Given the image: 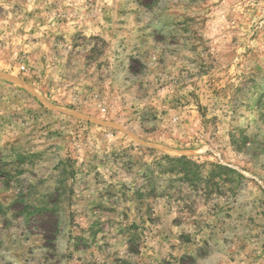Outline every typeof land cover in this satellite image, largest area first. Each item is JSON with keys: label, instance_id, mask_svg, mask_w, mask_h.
<instances>
[{"label": "rangeland", "instance_id": "374dc122", "mask_svg": "<svg viewBox=\"0 0 264 264\" xmlns=\"http://www.w3.org/2000/svg\"><path fill=\"white\" fill-rule=\"evenodd\" d=\"M0 264H264V0H0Z\"/></svg>", "mask_w": 264, "mask_h": 264}, {"label": "trees", "instance_id": "16d2710c", "mask_svg": "<svg viewBox=\"0 0 264 264\" xmlns=\"http://www.w3.org/2000/svg\"><path fill=\"white\" fill-rule=\"evenodd\" d=\"M186 157H181V161L184 160Z\"/></svg>", "mask_w": 264, "mask_h": 264}]
</instances>
